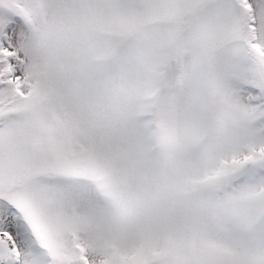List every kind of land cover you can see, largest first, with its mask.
<instances>
[{
    "label": "snow or ice",
    "instance_id": "snow-or-ice-1",
    "mask_svg": "<svg viewBox=\"0 0 264 264\" xmlns=\"http://www.w3.org/2000/svg\"><path fill=\"white\" fill-rule=\"evenodd\" d=\"M0 264H264V0H0Z\"/></svg>",
    "mask_w": 264,
    "mask_h": 264
}]
</instances>
